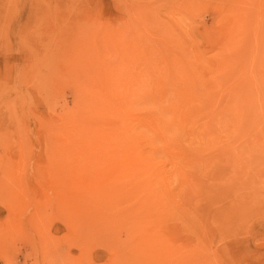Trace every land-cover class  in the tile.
Here are the masks:
<instances>
[{"label": "rangeland", "instance_id": "1", "mask_svg": "<svg viewBox=\"0 0 264 264\" xmlns=\"http://www.w3.org/2000/svg\"><path fill=\"white\" fill-rule=\"evenodd\" d=\"M0 264H264V0H0Z\"/></svg>", "mask_w": 264, "mask_h": 264}, {"label": "bare ground", "instance_id": "2", "mask_svg": "<svg viewBox=\"0 0 264 264\" xmlns=\"http://www.w3.org/2000/svg\"><path fill=\"white\" fill-rule=\"evenodd\" d=\"M175 100H176V99H175ZM175 100H174V101H175ZM174 101H173V100H170V101H169L172 110L176 109V104H175L174 109H173V107H172V104L175 103ZM166 102H167V101H166ZM166 102H165V104H164V103H163V104L166 105ZM172 102H173V103H172ZM167 103H168V102H167ZM171 103H172V104H171ZM164 105H162V107H164ZM170 105L168 106L169 108H170ZM173 105H174V104H173ZM160 106H161V105H160ZM159 109H160V108H159ZM165 109H166V107H165ZM178 109H179V107H177V110H178ZM160 110H161V109H160ZM160 110H158V111H160ZM162 110H163V111H166V110H164V109H162ZM169 110H170V109H169ZM163 111H160L161 114H163V113H162ZM180 111H182V110H180ZM170 112H171V113H170ZM170 112H169V113H170L169 115H173V112H175V110H174L173 112L170 110ZM158 113H159V112H158ZM158 113H157V114H158ZM167 113H168V112H167ZM167 113L164 112L165 117L163 116L164 114L161 115V116H163V118H164L163 121L165 120V121H169V122L171 121V122H172L173 120H171V116H169ZM178 113H180V115H181V112H178ZM157 114H156V115H157ZM175 114H176V113H174V115H175ZM156 115H155V116H156ZM159 115H160V113H159ZM167 115H168L170 118H168V117L166 118ZM174 115H173V116H174ZM173 116H172V117H173ZM174 117H175V116H174ZM160 118H162V117L157 116V121H158L157 124H158L159 127H160L159 130H160L161 132H163L162 135H165V133H167V136H168V134H169L168 132H169V131L167 132L166 130L168 129L169 124H168V126H167V124H165L166 122L164 123L163 121H159ZM165 118H166L167 120H166ZM169 119H170V120H169ZM172 119H173V118H172ZM175 119H176V118H175ZM177 119H179V118H177ZM212 120H213V124H212L211 127H213L214 129H218V125H219V123H220L222 120L219 119L218 116H215ZM176 121H177V123L180 122V121H178V120H176ZM173 124H175V123H173ZM170 125L173 126L172 124H170ZM178 125L181 126V122H180ZM166 126H167V129L165 130V127H166ZM169 129H170V127H169ZM174 129H175V128H174ZM174 129H171V133H172V134L175 133V132L177 131V129H176V130H174ZM178 129H179V128H178ZM164 130H165V132H164ZM173 130H174V132H173ZM161 132H160V133H161ZM171 133H170V134H171ZM172 134H171V135H172ZM166 147H167V143H166ZM168 147H170V146L168 145Z\"/></svg>", "mask_w": 264, "mask_h": 264}]
</instances>
